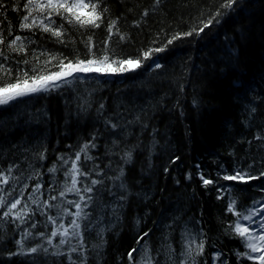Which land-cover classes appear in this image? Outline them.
Listing matches in <instances>:
<instances>
[{
  "label": "trees",
  "instance_id": "trees-1",
  "mask_svg": "<svg viewBox=\"0 0 264 264\" xmlns=\"http://www.w3.org/2000/svg\"><path fill=\"white\" fill-rule=\"evenodd\" d=\"M24 2L0 0V34L6 37L5 44L0 45L4 53L0 63L11 70L13 78L24 71L31 74L37 64L34 55L41 52L83 58L89 36L96 45L93 51L99 55L98 49L109 35L106 29L110 20L117 22L119 34L112 35L108 47L119 57H136L167 47L133 72L89 74L57 92L0 106V171L10 175L9 183L15 184L12 198L21 199L19 206L27 204L34 213H29L31 219L26 223L13 222L11 217L2 218L5 209L0 208V264H70L69 255L79 264L81 252L88 256V264H130L127 253L134 247L137 252L131 264H135L145 241L153 255L156 250L163 253V245L171 242L174 259L179 260L184 258L179 255L182 234L187 239L195 237L197 243L204 240V254L196 257L198 264H253L236 255L248 249L230 227L237 217L227 206L232 199L237 200L238 210L252 207L253 200L264 204V178L244 184L224 181L217 174L243 169L258 175L264 170V139L256 138L264 137V0H237L231 9L221 7L223 0H104L108 12L101 27L65 25V44L39 29H19ZM218 11L222 15L203 32L181 35L168 44L178 34L203 27L202 22ZM16 35L34 41H26V54L7 47ZM121 35L126 38L121 40ZM45 59L47 55L40 56L41 62ZM156 63L161 67L156 68ZM109 120L122 127L112 129L106 124ZM93 137L96 147L88 154L94 159L85 161L82 154L79 164L86 171L97 166L102 173L78 177L82 183L77 187L91 179H103L104 188L112 187L105 177L115 176L122 167L125 192L113 187L116 195L104 190L93 195L113 204L119 195L127 197L116 216L110 209L105 211V243L96 250L98 256L92 250L93 244L100 243L95 230L84 232V248L77 253L69 252L70 246H78L75 238L70 245L57 247L60 238L53 237L49 245L47 239L54 226L47 215L56 216L57 209L44 208L45 200L60 204L78 199L73 193L64 197L59 193L66 181L70 186L64 173L75 152ZM113 140L120 141L118 147L113 146ZM127 150L132 151V158L125 163L121 156ZM41 152L44 159L39 158ZM61 156L67 164L59 159ZM9 166L10 174L6 171ZM53 166L58 171L48 172ZM201 175L215 182L204 186ZM37 183L41 188L33 193ZM33 195L37 204L29 199ZM52 196L57 199L51 200ZM62 207L76 211L66 203ZM72 218H58L57 224L67 226ZM25 230L32 235L20 254L15 241L22 239ZM145 232L148 236L137 245L135 241ZM37 245L48 252L27 251ZM217 253L219 259L215 258ZM157 259L163 261V254Z\"/></svg>",
  "mask_w": 264,
  "mask_h": 264
},
{
  "label": "snow or ice",
  "instance_id": "snow-or-ice-1",
  "mask_svg": "<svg viewBox=\"0 0 264 264\" xmlns=\"http://www.w3.org/2000/svg\"><path fill=\"white\" fill-rule=\"evenodd\" d=\"M104 0H25L23 3V10L25 14L21 17L19 23L20 30H28L33 32L34 29H39L44 33H50L52 37L56 38L57 43L65 44V35L68 32V28L65 25L74 26L82 29H96L100 28L104 23L105 16L108 12V8L103 6ZM159 3V0H156ZM237 0H223L221 5L224 9H231ZM3 7V5H0ZM19 10V6L17 9ZM147 15V12L144 13ZM222 15L221 12H217L215 16L209 18L203 23V27L199 29H193L191 32L178 34L172 39L168 40V44H171L173 40L179 39L181 35L191 36L193 32L199 33L203 32L205 28H208L218 16ZM59 18V23L57 19ZM117 22L115 20H110L107 24L108 36L103 41V48L98 49L99 55L93 49L96 45L92 41V36H89L87 41H85V48L87 53L83 58L76 55L73 59H69L66 56L53 55L46 52H41L39 55H34V59L37 64L31 69V74L28 71H24L21 74L12 77L11 70L7 68L3 63H0V106L9 105L12 102L21 100L24 97L39 95V94H50L57 92L65 85L72 84L76 81L82 79V76H87L89 74H99V75H120L129 72H133L143 66L144 61L153 58L155 53L165 51L167 45L164 47L155 48L149 51H144L142 54L136 57L125 56L119 57L117 54L108 47V41L111 40L113 34H119V29L116 27ZM113 29L116 32L113 33ZM11 28H9V35H11ZM34 34V33H33ZM126 37L121 35L120 39L123 40ZM6 37L0 34V45H4ZM27 43H34L30 37H24L21 35H16L13 39L7 42V47L18 54L27 53ZM3 51H0V56H3ZM47 55V59L40 61V56ZM7 59V57H5ZM55 61V63H53ZM23 63L28 64L30 61L24 60ZM156 68H160L159 63L155 64ZM5 77H8L5 79ZM87 104V101H85ZM104 105H100V109H103ZM99 111V109H98ZM254 111V110H253ZM139 118L137 117V120ZM129 124L132 121L128 122ZM106 124H110L112 129H117L122 127L117 123H112L110 120L106 121ZM257 139H264V137L257 136ZM92 140L84 143L78 151L75 152V157L72 160L70 167L65 171V177L70 179V186L66 181L59 195L64 197L66 193L75 194L77 200L63 201L60 204H50L47 200L44 202V208H56L57 215H47V220L53 224V230L50 232V236L47 239L49 245L52 244L53 237H59V245L69 244L72 239L78 240V246H70V253H77L79 249L84 248V232L96 231V235L100 238V243H95L92 245V250L99 255L98 249H102L105 243L103 239V234L105 232V227L102 222L104 220L105 211L110 209L111 215L116 216L119 209L123 206L122 202L127 199L126 195L121 194L117 197V203H106L102 200L100 196H94L93 193L101 192V190L107 191L109 195H116L113 191V187H117L121 190V193L126 191V185L123 182L124 169L120 167L117 170V174L111 177H105L112 182V187L104 188L103 179H91L90 183L83 184L82 187H77L78 184L82 182L78 177H89L92 172H96L99 176L102 170L98 171L97 166H94L91 170H83L79 162L81 161V155L83 154V159L85 161L93 160L94 157L89 155V149L95 148L96 145ZM112 144L114 147H118L120 141L113 140ZM119 154V153H115ZM40 159H44V153L39 154ZM132 158V151H123L121 159L127 163ZM64 164L68 163V160L64 156L59 157ZM251 169V166H249ZM7 173L12 172V167L6 170ZM58 169L53 166L48 169V172L55 173ZM38 174V173H37ZM218 177L224 181L229 182H239L247 184L249 181H257L264 178V170H260L259 174H253L250 170L245 171L243 169H237L232 174H223L222 176L218 173ZM31 178V177H29ZM17 181L21 177H15ZM204 186L213 184L215 181L212 179H207L203 175L200 176ZM10 181V175H5L3 171H0V183L8 184ZM120 181L117 185L115 182ZM100 185L101 189H97L96 186ZM27 188V185H24ZM41 188V184L37 183L33 189V193L38 192ZM14 190V189H13ZM3 189H0L2 192ZM264 191V189H262ZM10 195V194H9ZM22 195V193H21ZM29 199L32 203L37 204L38 200L33 196ZM51 200H56V196L50 197ZM66 203L71 207L76 209L75 212L70 211L69 207H62V204ZM260 201L253 200L252 207H246L243 210H238L237 200L232 199L228 203L227 210L233 213L237 219L233 222L232 228L233 233L240 237L243 245L248 251L236 252L239 258H244L252 261L253 264H264V215H262V210L256 208L255 205L259 204ZM21 205V199H14L9 201L7 197L0 196V208H5L6 211L3 212L4 219L11 217L13 222L20 221L21 223H26L28 219H31L29 213H33L32 209L28 208L27 204L18 209ZM85 209H90L86 211ZM96 212V215H93ZM46 214V213H42ZM64 216L73 217L67 226L63 223L57 224L58 218ZM260 216V220L254 219ZM87 221V223H82ZM241 221H246L247 224ZM139 222V221H138ZM258 225L257 228H252L251 225ZM99 225V227H97ZM32 228L36 227V223L31 225ZM32 235L31 232L25 230L22 233V239L16 240L15 243L20 247L21 253H24L25 241ZM41 237L44 236L43 232H40ZM148 236V232H145L142 236L135 241L137 245H140V241ZM183 246L180 256L183 259H174L175 249H173L171 242L163 245V253L160 250H156V255H153V251L148 246L147 242L140 247L139 258L135 259V264H198L196 257L203 256L205 242L203 239L196 242L195 237L192 239H187L186 235L182 234ZM195 245V247H193ZM42 249L44 253L48 252L47 248L42 245H37L36 247H28L27 251L29 253H37L38 250ZM137 252V248H132L128 253V260L131 264L134 257L133 253ZM16 253H10V255H15ZM163 254L164 260L161 261L157 259V256ZM255 254V255H254ZM216 259H219V254H216ZM70 264H77V261L72 259V256H68ZM79 264H88V256L83 252L80 253ZM207 264V262H205Z\"/></svg>",
  "mask_w": 264,
  "mask_h": 264
},
{
  "label": "rangeland",
  "instance_id": "rangeland-1",
  "mask_svg": "<svg viewBox=\"0 0 264 264\" xmlns=\"http://www.w3.org/2000/svg\"><path fill=\"white\" fill-rule=\"evenodd\" d=\"M0 189H3L2 192H0V196H5L8 198L9 201H12L14 199H18L17 197H13V194H14V190L15 189V184H12V183H8V184H2L0 183ZM10 194V195H9ZM256 208H260L262 210V215H264V204H258L257 206H255ZM20 208V206H18V209ZM5 211L7 210L6 207L4 208ZM254 219L256 220H260L261 217L260 216H257L255 217ZM242 223H245L247 224L246 221H241ZM252 228H257L258 225L256 224H252L251 225ZM255 255V254H254Z\"/></svg>",
  "mask_w": 264,
  "mask_h": 264
}]
</instances>
